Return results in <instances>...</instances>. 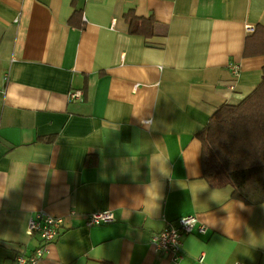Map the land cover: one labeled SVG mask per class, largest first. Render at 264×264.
Listing matches in <instances>:
<instances>
[{
  "label": "crops",
  "instance_id": "crops-1",
  "mask_svg": "<svg viewBox=\"0 0 264 264\" xmlns=\"http://www.w3.org/2000/svg\"><path fill=\"white\" fill-rule=\"evenodd\" d=\"M257 25L264 0H0V264L38 210L64 221L35 264H264V202L210 186L198 138L260 82ZM186 215L181 259L155 252Z\"/></svg>",
  "mask_w": 264,
  "mask_h": 264
},
{
  "label": "trees",
  "instance_id": "trees-1",
  "mask_svg": "<svg viewBox=\"0 0 264 264\" xmlns=\"http://www.w3.org/2000/svg\"><path fill=\"white\" fill-rule=\"evenodd\" d=\"M129 17L133 31L135 21ZM251 51L264 53V26L248 36ZM201 168L212 187L229 185L232 197L264 202V67L257 86L236 104H222L198 133Z\"/></svg>",
  "mask_w": 264,
  "mask_h": 264
},
{
  "label": "built area",
  "instance_id": "built-area-1",
  "mask_svg": "<svg viewBox=\"0 0 264 264\" xmlns=\"http://www.w3.org/2000/svg\"><path fill=\"white\" fill-rule=\"evenodd\" d=\"M230 69L237 74L236 65L230 64ZM81 96L80 89H73L68 93L70 100H79ZM113 219L114 213L110 209L96 210L86 214L87 225L106 223ZM63 221L62 216L52 215L44 210L36 211L27 221L26 233L28 235L37 233L40 237V244L29 255L18 254L14 257V261L8 264H35L44 255L46 246L55 238ZM196 223L197 218L193 215L180 217L176 225L167 223L161 231L152 234L150 243L153 250L168 254L172 260L178 261L182 257L181 237L183 234L190 233ZM197 229L201 233L205 232L203 225L198 226Z\"/></svg>",
  "mask_w": 264,
  "mask_h": 264
}]
</instances>
